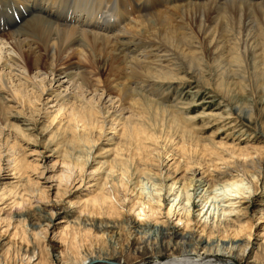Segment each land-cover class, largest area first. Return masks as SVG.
<instances>
[{"label":"bare ground","instance_id":"bare-ground-1","mask_svg":"<svg viewBox=\"0 0 264 264\" xmlns=\"http://www.w3.org/2000/svg\"><path fill=\"white\" fill-rule=\"evenodd\" d=\"M210 1L215 0H0V89L25 107L27 100L23 99H29L25 90L30 86L36 89L29 91L30 98L46 96L47 102L58 108L55 116L60 111L65 112L63 136L69 137L68 145L73 148L68 154L77 156L78 161V151L74 149L80 144L87 146L84 164H88L97 144L91 132L101 123H109L108 134L119 128L120 137L110 135L109 141L116 139V148L128 146L125 154L113 156L104 178L88 185L93 194L90 202L93 215L112 210L107 201L108 193L125 204L132 203L133 211L137 212L129 214L124 221L129 237L137 245L143 237L145 241L166 242L158 256L164 253L168 258L155 264H237L234 260L244 256L250 246L249 240L243 243L218 239L224 238L228 230L234 237L236 235L241 213L234 212L231 206L236 200L244 203L248 199L243 196L246 192L251 194L249 188H242V182H248L244 176L251 175L249 171L240 175L237 172L221 174L220 171L219 175L208 178L198 170L188 169L182 175L186 184L176 187L174 183L166 185L170 178L162 162H159L161 169L153 174L135 159L146 150L144 143L157 142L172 134L189 137L170 115L176 106L165 103L166 92L169 94L174 85L167 81L162 83V80L175 81L172 75L174 60L180 59L187 65L196 85L213 88L216 95L229 104V95L238 100L240 92L245 90L249 95L258 92L264 95V0H250L254 3ZM41 73L44 78L35 82ZM94 74L105 77L98 79ZM11 76L31 85L19 83L11 92L7 87ZM235 78L246 86L236 87ZM176 81L180 82L179 78ZM164 85H167L165 92ZM150 93L157 94L158 101H154V96L151 100ZM238 102L242 104L243 100ZM2 104L0 100V126L7 131L15 127L10 131L22 133L8 119L11 118L10 109ZM127 113L135 114L137 121L125 116ZM236 115L240 123L246 119L251 125L252 112L243 115L237 110ZM98 117L101 123L96 121ZM261 127L254 121L252 130L264 138ZM247 149H243L246 154L237 151L235 161L242 169L251 170L252 165L248 164L256 156H250ZM60 168L63 169L61 177L69 181L65 174L70 173V169L67 171L64 164ZM132 170L142 177L132 184V198L127 199L121 191L128 189V181L134 175ZM152 177L159 181L158 184L151 181ZM225 177L231 179L219 182ZM71 183L73 189L79 190L83 179L76 175ZM108 184L111 192L106 191ZM199 188L202 196L193 198ZM162 189H167L173 198L165 213L168 224L164 226L145 221L152 215L153 205L160 207L157 195ZM231 194L234 199H229ZM195 199L201 210L193 217L192 209L197 207ZM209 199L211 206L204 211ZM83 204L86 207L88 202ZM173 217L175 223L170 221ZM40 220L51 222V217L40 216ZM187 225L196 226L201 234L189 230ZM93 229L113 241L119 237L109 222L93 223ZM102 249L77 264L117 263Z\"/></svg>","mask_w":264,"mask_h":264},{"label":"rangeland","instance_id":"rangeland-1","mask_svg":"<svg viewBox=\"0 0 264 264\" xmlns=\"http://www.w3.org/2000/svg\"><path fill=\"white\" fill-rule=\"evenodd\" d=\"M215 1L224 2L226 0ZM174 65L175 70L172 75L175 77V81H173L174 79L162 80V83L167 81L174 85L169 91L170 93L168 92L169 94L166 92L165 103L176 106L170 115L189 137H177L172 134L164 136L157 142L144 143L146 150L135 157L136 162L153 174L161 169L159 162H162L164 170H167L170 178L166 185L174 183L176 187L183 183L186 184L182 175L188 169L198 170L200 174L208 178L219 175L220 171L221 174L237 172L238 175L249 171L251 175L244 176L248 182H242L244 184L242 188L244 190L249 188L251 194H247L245 191L246 194L243 196L248 199H245L244 203L240 200L233 201L231 206L234 212L241 213L235 228L236 235L234 237L231 230H228L224 238L220 236L221 239H218L240 240L243 243L249 240L250 246L245 255L237 256L234 262L237 264H264V138L252 130L255 121L256 125L262 126L260 132L264 134V95L261 92L249 95L245 90L238 96L240 97L239 101L243 100L241 104L228 94L231 102L229 104L226 99L216 95L213 88L209 90L196 85L192 80V73L180 59L174 60ZM208 74V72L205 73V77ZM95 75L94 77L98 79L105 77L102 74L100 77ZM41 78H44L43 73L35 82ZM176 78H179L180 82L176 81ZM19 83L25 84V86L31 85V83H24L23 80L11 76L7 87L12 92L14 86ZM233 83H236V87L246 86L245 82L237 80V78ZM164 87L162 90L165 92L166 87ZM30 90L34 92L36 89H31L29 86L25 90L29 99H23V101L27 100L28 103H25L29 106L24 103L25 107H23L21 101L11 100L9 94L0 89L2 105L4 108L10 109L11 118L8 117V119L22 131V133L10 131L15 130V127L7 131L0 126V264H77L100 252L102 247H104L102 250H105L106 254L118 264H155L165 261L168 258L165 256L166 254L162 253L158 256V252L163 249L162 246H165L166 242H160L157 239L145 241L143 237L141 243L139 241L140 244L137 245L134 239L129 237L124 221L129 214L137 212V210L133 211L132 203L125 204L108 193L106 194L107 201H109L112 210L93 215V206L90 203L93 194L89 192L88 185L98 183L100 178H104L113 156L117 154V157L118 155L120 157V154L124 153L128 146L117 147V149L116 139L109 141L110 135L120 137L119 128L108 134L109 123L102 124V120L99 117L96 118V121H99L101 125H98V128L94 132L92 131V136H90L96 140L97 144L91 151L88 164H84L82 161L87 154V146L80 144L74 149L78 151L76 153L79 156L78 161L76 160L77 156L68 154L73 148L68 145L69 137L63 136L64 118L67 117L65 112L60 111L55 116L58 108L54 107L53 103L47 102L46 96L30 98ZM149 95H151V97L149 96L150 99L152 98L151 100H154L155 97L154 101H158L157 94L150 93ZM98 96L99 92L96 97ZM86 97L91 96L86 95ZM225 101L233 109H230ZM28 107L29 109H27ZM237 110L243 115L252 112L251 125L246 119H242L243 123H240L236 115ZM125 116L131 117L133 122L137 121L136 115L133 113H127ZM247 125L250 127H246ZM10 147L14 149H10ZM243 149H247L250 156H256L255 160L257 161L253 160L254 162L248 164L252 165L251 170L242 169L241 164L235 161L237 160L235 157L237 151L246 154V150ZM107 150L110 152L105 153ZM106 156L109 157L106 159ZM62 164L66 168L68 167L67 171L70 169V173L65 174V177H69V181L60 175L63 170L60 168ZM98 168L100 170L96 171ZM76 175L83 179L79 190L70 186ZM140 176L141 174L132 175L127 184L128 189L124 192L121 191L122 194L125 193L127 199L132 198L133 193L130 191L134 186L132 184ZM230 179L225 177L219 182ZM151 181H155L156 184L159 182L154 177L151 178ZM106 189L111 192L109 184ZM200 192L201 188L194 192L193 198H200L202 196ZM169 195L167 189H162V192L158 193L157 200L160 207L153 205L151 208L153 213L146 217L145 221L150 224L162 223L163 226L168 224L165 213L173 199ZM229 197H232L229 199H234L233 194ZM146 200L147 198L144 197V201ZM84 201L88 202L86 207L83 206ZM197 201L198 199L194 200L197 207L192 209L193 217L196 216L197 211L201 210V206H198L200 203ZM209 201L210 199L204 211L210 205ZM235 202L237 203L235 204ZM188 206H190V202L189 205H186L187 208ZM209 209L212 208L209 207ZM39 211L42 213H38ZM40 216H50L51 222H42ZM191 220H193L191 223L195 222L193 218ZM170 221L175 223V217ZM104 222L113 224V232L119 236L116 240L113 241L105 235L102 236L101 233L93 229V223ZM189 225H187L189 230L201 234L196 226ZM180 228H183V225ZM143 235L148 237L146 234ZM94 262H98L94 264H106L101 261ZM219 263L222 262L219 261Z\"/></svg>","mask_w":264,"mask_h":264},{"label":"water","instance_id":"water-1","mask_svg":"<svg viewBox=\"0 0 264 264\" xmlns=\"http://www.w3.org/2000/svg\"><path fill=\"white\" fill-rule=\"evenodd\" d=\"M94 263H98V262H89V263H87V264H94ZM103 263H106V264H118V263H113V262H108V261H106V262H103Z\"/></svg>","mask_w":264,"mask_h":264}]
</instances>
